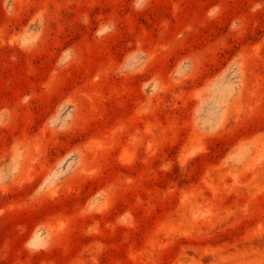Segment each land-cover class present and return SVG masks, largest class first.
<instances>
[{
  "label": "rangeland",
  "instance_id": "rangeland-1",
  "mask_svg": "<svg viewBox=\"0 0 264 264\" xmlns=\"http://www.w3.org/2000/svg\"><path fill=\"white\" fill-rule=\"evenodd\" d=\"M0 264H264V0H0Z\"/></svg>",
  "mask_w": 264,
  "mask_h": 264
}]
</instances>
